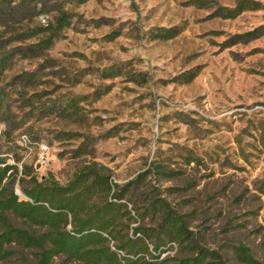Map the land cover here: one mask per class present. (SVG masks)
Listing matches in <instances>:
<instances>
[{
    "label": "rangeland",
    "instance_id": "374dc122",
    "mask_svg": "<svg viewBox=\"0 0 264 264\" xmlns=\"http://www.w3.org/2000/svg\"><path fill=\"white\" fill-rule=\"evenodd\" d=\"M0 157L38 181L95 163L114 193L135 182L123 234L154 230V264H242L240 245L264 264V0H0ZM158 198L190 244L155 235ZM13 250L0 264H36Z\"/></svg>",
    "mask_w": 264,
    "mask_h": 264
},
{
    "label": "trees",
    "instance_id": "16d2710c",
    "mask_svg": "<svg viewBox=\"0 0 264 264\" xmlns=\"http://www.w3.org/2000/svg\"><path fill=\"white\" fill-rule=\"evenodd\" d=\"M65 24L61 19L59 26ZM134 183L114 193L109 172L95 163L82 167L64 184L53 178L38 181L26 166L19 170L0 157V262L12 256L14 248H22L34 251L36 264H53L55 259L62 264H154L167 252L160 249L164 241L153 245L154 253L149 250L154 230L137 227L131 236L123 234L130 212L119 201ZM15 185L27 200L18 197ZM145 210L160 220L155 235L190 244L187 223L165 200L158 198ZM10 216L20 220L22 228L11 224ZM213 255L199 249L177 264H219L207 261ZM234 256L242 264H261L241 245Z\"/></svg>",
    "mask_w": 264,
    "mask_h": 264
},
{
    "label": "built area",
    "instance_id": "2783aa9c",
    "mask_svg": "<svg viewBox=\"0 0 264 264\" xmlns=\"http://www.w3.org/2000/svg\"><path fill=\"white\" fill-rule=\"evenodd\" d=\"M46 147H42V155L40 156V160H44V154H45V152H46ZM18 195V194H17ZM112 249H114L113 247H112ZM122 255V254H121Z\"/></svg>",
    "mask_w": 264,
    "mask_h": 264
}]
</instances>
